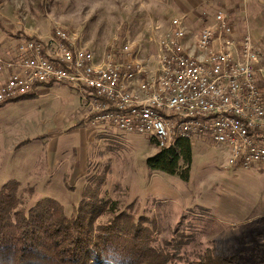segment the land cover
Instances as JSON below:
<instances>
[{
	"label": "rangeland",
	"instance_id": "374dc122",
	"mask_svg": "<svg viewBox=\"0 0 264 264\" xmlns=\"http://www.w3.org/2000/svg\"><path fill=\"white\" fill-rule=\"evenodd\" d=\"M12 1L0 0V8H10ZM14 1L21 11L25 5L32 22L45 21L46 29L51 24L49 36L42 39L52 36L55 28L63 29L76 43L92 48L97 58L123 39L143 55L154 54L173 18L183 17L189 32L196 33L223 11L238 35L251 36L264 67V0ZM53 87L61 88L49 95L27 94L0 107V188L17 181L23 211L50 197L70 215L84 202L85 188L96 187L104 177L100 198L117 201L118 212H129L136 222H143L152 245L182 237L177 264L207 255H219L230 264H264V165L235 166L227 148L198 138L191 141L186 181L179 174L152 170L147 159L155 154L156 145L149 135L92 124L85 110L83 117L77 110L67 115L74 102L66 92H77L69 85ZM84 128L93 136L87 158L81 157ZM51 132L59 136L60 166L51 164L47 147L40 142ZM27 138H33L31 143ZM63 168L67 170L62 173ZM109 218L104 215L97 223Z\"/></svg>",
	"mask_w": 264,
	"mask_h": 264
},
{
	"label": "built area",
	"instance_id": "2783aa9c",
	"mask_svg": "<svg viewBox=\"0 0 264 264\" xmlns=\"http://www.w3.org/2000/svg\"><path fill=\"white\" fill-rule=\"evenodd\" d=\"M171 24L151 55L123 39L97 58L59 28L29 36L0 57V104L60 82L77 91L92 124L149 135L157 149L202 138L227 148L235 166L264 165V67L251 36L223 11L196 33L183 17Z\"/></svg>",
	"mask_w": 264,
	"mask_h": 264
},
{
	"label": "trees",
	"instance_id": "16d2710c",
	"mask_svg": "<svg viewBox=\"0 0 264 264\" xmlns=\"http://www.w3.org/2000/svg\"><path fill=\"white\" fill-rule=\"evenodd\" d=\"M191 162L192 144L188 140L171 149H158L147 159L150 169L179 174L184 181L189 177ZM103 182L104 177H100L96 187L87 186V201L70 215L50 197L23 211L19 207L18 182L4 183L0 188V264H177L176 249L182 245V237L161 246L152 245L143 222H136L129 212H118L117 201L100 198ZM104 215L110 218L98 224ZM181 264L230 261L207 255Z\"/></svg>",
	"mask_w": 264,
	"mask_h": 264
},
{
	"label": "crops",
	"instance_id": "0c3cea01",
	"mask_svg": "<svg viewBox=\"0 0 264 264\" xmlns=\"http://www.w3.org/2000/svg\"><path fill=\"white\" fill-rule=\"evenodd\" d=\"M19 8V5L17 2L14 0L12 1V5H3L0 8V57L2 58H9L12 57L15 53V49L17 44L22 41L23 39L29 37V36H37V37H48L50 33V26L49 28L46 29L47 24L45 21L40 24L37 19L36 22H32V18H34L30 13L26 10L25 5H23V11H21ZM46 24V27L43 25ZM237 30V27H234ZM238 32V31H237ZM4 80V74H0V82ZM58 85H66L60 82H50V83H43L39 84L35 87L33 92L28 93L29 94H36V95H49L54 92L55 89L61 88V87H53V86H58ZM59 90V89H58ZM77 92V91H76ZM68 99H71V102H74V106L71 107L70 109L66 110L67 115H71L74 110H77V113H79L80 116L83 117L84 114H82L83 108L80 106L81 101L80 97L77 93V95H73L72 93L66 92ZM79 110V111H78ZM82 110V111H81ZM75 121H78L76 118H74ZM65 127V126H64ZM63 127V129H64ZM67 130L69 127H65ZM80 130V129H79ZM84 131L82 132L83 134V148H84V154L81 157L87 158V151H88V145L92 142L93 136L91 133L88 134V130L86 128L83 129ZM44 134V133H43ZM49 134V133H48ZM54 132H51V134L46 135L44 134L41 136L40 142H42V146L44 148L47 147V151L45 152L47 154V158L51 160V164H56L60 166V163L57 161L56 155H58V150L60 146L59 141V136H52ZM77 134V133H76ZM36 140L39 137H34ZM34 139V140H35ZM25 140V139H24ZM22 140V141H24ZM33 140V138H27L26 141ZM20 141V142H22ZM19 142V143H20ZM30 142V141H29ZM28 142V143H29ZM18 143V142H17ZM18 143V144H19ZM31 143V142H30ZM29 143V144H30ZM17 144V145H18ZM56 144L58 145V148H56ZM63 148V147H62ZM158 151L156 148L155 153ZM44 150H42V155L45 154ZM86 161V160H85ZM50 166V164H49ZM68 166V165H67ZM76 168L79 167V164L75 165ZM81 166V164H80ZM75 168V169H76ZM70 169V167H69ZM67 168L61 169V172H65ZM81 170H83V166L81 167Z\"/></svg>",
	"mask_w": 264,
	"mask_h": 264
}]
</instances>
